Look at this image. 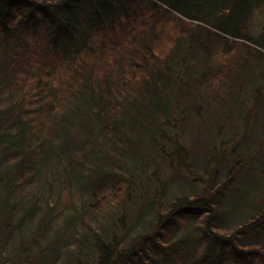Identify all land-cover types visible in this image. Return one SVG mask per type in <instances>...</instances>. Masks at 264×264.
Segmentation results:
<instances>
[{
  "label": "trees",
  "instance_id": "16d2710c",
  "mask_svg": "<svg viewBox=\"0 0 264 264\" xmlns=\"http://www.w3.org/2000/svg\"><path fill=\"white\" fill-rule=\"evenodd\" d=\"M263 4L0 0V264H264V199L186 137L264 59ZM159 159L211 179L166 195Z\"/></svg>",
  "mask_w": 264,
  "mask_h": 264
},
{
  "label": "rangeland",
  "instance_id": "374dc122",
  "mask_svg": "<svg viewBox=\"0 0 264 264\" xmlns=\"http://www.w3.org/2000/svg\"><path fill=\"white\" fill-rule=\"evenodd\" d=\"M252 25L254 35L264 44V4L253 14ZM211 29L215 30L214 32L216 33L219 32L217 29ZM219 40V37L217 40L213 39L210 44L214 52L221 50L220 45L223 43ZM261 50V53L264 54V48H261ZM236 56L237 59L235 60L238 61V67H240V74H237V76L243 79L241 81L243 88L238 89V87H235L231 89L227 93L228 95H226L223 103L218 104V111L214 110L208 114L209 117L204 122L199 120L191 136H186L192 144L190 141L189 143L192 146L194 145L193 147L199 153H206V146H216L210 152V154L214 153L211 168L215 169L211 171L212 173L217 171L219 173L218 176L224 178L229 167V170H231L236 166V173L232 174V181L237 185L233 189V192L230 195L228 194L229 202L233 205L248 202L254 196L264 199V144L261 143L264 142V59H262V62L258 61L257 63L256 60L250 57L248 60H244L245 54L237 53ZM245 62L255 64L256 66L252 68L250 65H245ZM243 89H248L247 93L244 94ZM222 139H228V141L219 143ZM237 139H241L245 143L237 144V149L231 151L229 144L231 141ZM189 143L187 142V145L185 143V146H189ZM260 144L261 146L259 147ZM257 147L260 150H255ZM179 159L177 158L178 161ZM166 161L167 159H159L155 163L158 168L163 169L159 180H162L163 184H166L165 182L171 183V187L165 185V194H171L178 184H186L195 180V177H199V174H201L200 176H204V178L210 175V173L202 175L200 170L195 168L197 166L196 163L184 162V164H179L180 169H176V167L169 169L170 161ZM150 171H153V168ZM194 172H197V176H194L196 175ZM241 176H244V178L237 182ZM160 190L155 187L150 190V193L154 191L159 192ZM133 209L136 210L137 206L134 205Z\"/></svg>",
  "mask_w": 264,
  "mask_h": 264
}]
</instances>
